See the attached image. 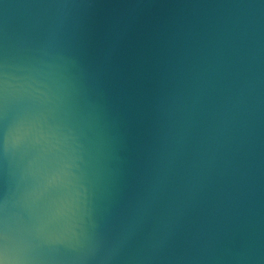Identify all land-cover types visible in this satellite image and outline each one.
<instances>
[{"label": "water", "instance_id": "obj_1", "mask_svg": "<svg viewBox=\"0 0 264 264\" xmlns=\"http://www.w3.org/2000/svg\"><path fill=\"white\" fill-rule=\"evenodd\" d=\"M0 264H264V0H0Z\"/></svg>", "mask_w": 264, "mask_h": 264}]
</instances>
